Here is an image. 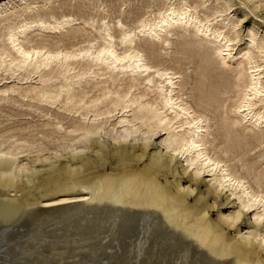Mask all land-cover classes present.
<instances>
[{"label":"bare ground","instance_id":"bare-ground-1","mask_svg":"<svg viewBox=\"0 0 264 264\" xmlns=\"http://www.w3.org/2000/svg\"><path fill=\"white\" fill-rule=\"evenodd\" d=\"M71 1L9 0L0 5V81L14 80L0 85V110L6 104L26 106L44 117L39 137L29 133L38 126L0 130V228L22 213L33 221L45 207H52L46 210L50 214L95 211L101 220L150 210L166 223L190 220L181 246L206 252L213 258L208 264H264L257 251L264 250V173L252 174L241 160L247 143L264 142V37L258 39L247 28L240 47L237 28L242 21L229 18L234 5L228 0H216L211 8L209 0H161V5L148 0L145 14L135 19L130 10L126 16L123 10L114 15L113 7L104 5L116 1L123 7L127 0H92L88 11L81 8L84 0L74 6ZM256 3L261 12L264 0H247L252 7ZM146 50L175 65L148 60ZM194 57L200 61L199 77L187 93L178 63ZM210 57L217 60L214 67L206 63ZM231 92L236 96L232 116L225 114L212 125L208 111ZM158 136L155 146L146 141ZM101 137L114 147L109 158L120 163L110 172L100 169L98 154H83ZM140 140L145 142L137 154L130 142ZM66 150L79 168L61 164L37 170L41 173L34 187L54 196L26 212L31 207L11 194L17 189L15 177L28 168L20 157L37 153L34 162L44 151ZM143 154L152 157L147 168H130ZM179 161L190 172L189 193L202 185V176H209L206 193L214 199L225 196L226 204L236 206L221 219L233 227V239L241 232L239 220L249 215L243 237L232 244L225 231L214 227L205 212L213 203L189 209L180 180L177 191L163 199L158 177L177 171ZM78 186L87 193L76 194ZM138 244L135 255H144Z\"/></svg>","mask_w":264,"mask_h":264},{"label":"rangeland","instance_id":"rangeland-1","mask_svg":"<svg viewBox=\"0 0 264 264\" xmlns=\"http://www.w3.org/2000/svg\"><path fill=\"white\" fill-rule=\"evenodd\" d=\"M7 1L9 0H0V5ZM147 1L148 0H127L123 7H118L116 1L106 2L104 5H106L107 8L113 7L112 10L114 15L119 14L123 10L122 14L126 16L130 10V19H135L137 16L145 14L147 10L145 8V3ZM228 1L234 5L230 11L231 14L229 13V18L233 20L240 19L242 21L237 28L240 39H242L240 47L244 46L243 40L246 39L245 32H247V28H252L257 33L258 39L264 37V18H262L264 9L261 8L262 11L260 12V6L257 5V3L256 7H252L247 4V0ZM75 2H78V0L71 1V4H73L72 6H74ZM91 2L92 0H84L81 8L88 11L92 8ZM216 2L218 3L216 0H209L206 2V5L208 8H211L217 5ZM155 3L161 5V0H156ZM54 5H56V3ZM47 7L48 5H45L44 9L47 10ZM44 42L48 43L50 41L46 39ZM175 48L176 47L173 46L171 49ZM171 49L169 51H171ZM145 54L148 60L157 61L168 66L175 65L168 57L158 60L157 51L152 53L150 50H146ZM192 61L193 62H189V60L186 59L178 63L180 64L179 71L183 74V81L186 82L184 91L187 93L190 87H196L194 82L196 78L199 77L197 71L200 66V61H198L196 57H194ZM215 61L217 60L210 57L206 63H208L209 67H214ZM13 81L14 80L11 79H5L2 82L0 81V85L3 83L9 85L12 84ZM226 97H228V99L223 102V104L217 108L211 107V111H208L211 124H216L220 120L219 118L223 117L225 114L232 116L230 114V108L236 99L235 93H228L224 96V98ZM189 99L190 98H188V100ZM192 106L195 107V104L192 103ZM18 107L19 106H11L9 104L3 105L2 110H0V130L8 128L17 129L18 126L26 127L30 125L34 128L38 126L36 130H32L31 128V132L29 133L35 135V137H39L41 134L36 131L40 129L39 125L43 122L44 117L38 116L40 115L38 114L39 112H33L26 106H22L23 108L19 107V109ZM55 111L58 110L55 109ZM28 112L31 113V115H29ZM52 113H54V111ZM212 117L215 118L213 119ZM65 121L68 122L69 118L64 120V123ZM215 126L216 125L212 126L211 130H213ZM65 131L67 130H62V133ZM161 137L162 136H158L146 141L155 146ZM104 138L105 137L93 139L88 144L89 146L84 150L83 154L91 156H96L98 154L99 157L96 159L101 163L100 169L103 168L106 172H110V169L120 167V163L115 162L111 157L109 158L114 147L110 141H106ZM144 142L145 141L142 140L139 142L132 141L130 144L135 145L134 149L137 154H142L139 145H142ZM243 149L244 152L241 156V160L251 169L252 174L264 173V142L260 144L258 141H250ZM152 150L153 149H151V151ZM69 153L70 152L67 150L52 152L51 154L44 151L39 153L43 155L41 159L34 162L32 161L36 159L37 153H29L27 156L23 155L20 157L21 159L19 160H22L23 163H27L28 168L20 171L19 175L15 177L13 184L17 189L16 191H12L11 194L13 193L18 202L22 203L23 206L31 207L26 212L35 210L36 208L34 207L38 204L39 200L54 196V194L46 189L34 187L38 180L36 178L41 173L36 172L37 170H48L61 164H71L72 170L79 168L78 163H72V161H70L72 154ZM102 155H107L108 158L106 159L102 157ZM151 159V155L143 154L138 162L133 161L131 163L130 168L146 169ZM230 163L234 164L235 161H231ZM177 165L180 166L181 161H179ZM182 169L183 166H180L177 171L174 170L173 173L167 172L158 177L163 199H167L170 192L175 193L177 191L175 184L180 180L184 186L183 192L185 193L187 191L186 204L189 209L195 210L196 208L204 207L207 203H213V207L206 209L205 212L207 219L215 225L214 227H219L225 231L232 244L235 243L238 238L243 237V234L248 230L249 223L247 220L249 215H243L239 220L238 229H240L241 232L233 239V227L230 229L227 228L226 225L222 224L221 219L224 218L226 214L232 213L236 209V206L233 203L226 204L225 196L223 198L219 197L214 199L211 195L206 193V189L209 187V176H202L199 179V181H203L202 185H200L199 188L192 186L194 191L189 193L191 187H187L190 184V172L183 171ZM248 180L252 182L251 177L248 178ZM29 191L30 195L26 197ZM74 192L76 194L87 193L86 189L79 186L76 187ZM103 206H107V204H103ZM50 208L52 207L43 208L45 211L42 212L40 217L33 221H30L27 216L23 217L25 213H22V216L20 214L15 221L0 228V264H208L213 259L206 252L201 255L202 253L200 254L199 250L195 252L194 250L191 251L187 249V251L182 248L181 242L184 243L185 241L183 231L188 228L190 222L188 219L185 221L178 219L172 223H166L157 212L153 213L150 210H131L127 213L128 216H114L113 218L103 216L102 218H106L101 220L98 213L95 211L69 210L63 213L57 212L50 214L46 212V210L48 211ZM176 225H179V227L176 228ZM137 243H139V250L142 249L144 255H135ZM257 251L260 256H264V250L257 249Z\"/></svg>","mask_w":264,"mask_h":264}]
</instances>
